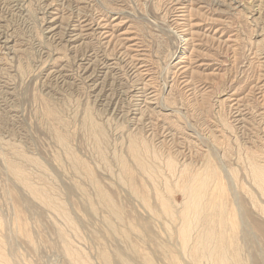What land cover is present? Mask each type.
<instances>
[{
  "label": "rangeland",
  "instance_id": "374dc122",
  "mask_svg": "<svg viewBox=\"0 0 264 264\" xmlns=\"http://www.w3.org/2000/svg\"><path fill=\"white\" fill-rule=\"evenodd\" d=\"M264 0H0V264H264Z\"/></svg>",
  "mask_w": 264,
  "mask_h": 264
},
{
  "label": "bare ground",
  "instance_id": "6f19581e",
  "mask_svg": "<svg viewBox=\"0 0 264 264\" xmlns=\"http://www.w3.org/2000/svg\"><path fill=\"white\" fill-rule=\"evenodd\" d=\"M255 181H257V183L263 187L264 186V171L260 170L256 172V177H255ZM1 256V255H0Z\"/></svg>",
  "mask_w": 264,
  "mask_h": 264
}]
</instances>
